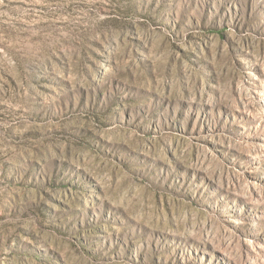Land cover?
Masks as SVG:
<instances>
[{
    "label": "rangeland",
    "instance_id": "obj_1",
    "mask_svg": "<svg viewBox=\"0 0 264 264\" xmlns=\"http://www.w3.org/2000/svg\"><path fill=\"white\" fill-rule=\"evenodd\" d=\"M0 264H264V0H0Z\"/></svg>",
    "mask_w": 264,
    "mask_h": 264
}]
</instances>
